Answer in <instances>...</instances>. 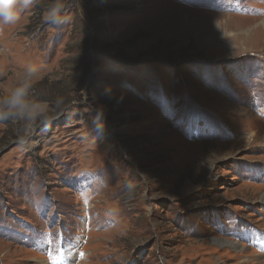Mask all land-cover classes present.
<instances>
[{
	"label": "rangeland",
	"instance_id": "374dc122",
	"mask_svg": "<svg viewBox=\"0 0 264 264\" xmlns=\"http://www.w3.org/2000/svg\"><path fill=\"white\" fill-rule=\"evenodd\" d=\"M52 3L0 22L53 116L0 120V264H264V0Z\"/></svg>",
	"mask_w": 264,
	"mask_h": 264
},
{
	"label": "clouds",
	"instance_id": "9594fccd",
	"mask_svg": "<svg viewBox=\"0 0 264 264\" xmlns=\"http://www.w3.org/2000/svg\"><path fill=\"white\" fill-rule=\"evenodd\" d=\"M33 0H0V22L10 23L16 19L18 12L27 8ZM65 0H53L46 19L59 23L61 13L65 10ZM37 69L30 67L17 88L10 94L0 97V120H8L20 124L18 128L19 143L26 145L38 127L46 128L53 119L49 115L46 104L33 98L32 77Z\"/></svg>",
	"mask_w": 264,
	"mask_h": 264
},
{
	"label": "bare ground",
	"instance_id": "6f19581e",
	"mask_svg": "<svg viewBox=\"0 0 264 264\" xmlns=\"http://www.w3.org/2000/svg\"><path fill=\"white\" fill-rule=\"evenodd\" d=\"M177 8V7H176ZM241 19V18H240ZM244 20V19H243ZM236 22V21H235ZM249 30H251V28H249ZM245 48V47H244ZM82 264H84V263H82Z\"/></svg>",
	"mask_w": 264,
	"mask_h": 264
}]
</instances>
